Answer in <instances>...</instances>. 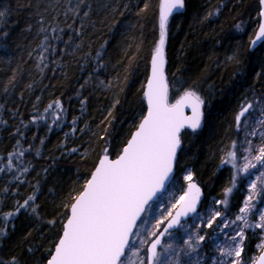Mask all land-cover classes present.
I'll return each mask as SVG.
<instances>
[{"label":"trees","instance_id":"1","mask_svg":"<svg viewBox=\"0 0 264 264\" xmlns=\"http://www.w3.org/2000/svg\"><path fill=\"white\" fill-rule=\"evenodd\" d=\"M184 1L167 25L170 100L194 90L205 105L200 130L182 134L174 181L184 185L189 171L204 187L203 207L212 195L237 207L243 183L225 161L241 147L238 112L264 99V44L249 50L259 0ZM75 2L0 0V217L36 197L2 225L3 264L13 257L18 264H46L73 197L103 154L121 152L146 111L160 0H82L73 9ZM41 24L49 29L46 42ZM42 42L51 45L43 53ZM257 243L249 236L244 246L252 264Z\"/></svg>","mask_w":264,"mask_h":264},{"label":"snow or ice","instance_id":"2","mask_svg":"<svg viewBox=\"0 0 264 264\" xmlns=\"http://www.w3.org/2000/svg\"><path fill=\"white\" fill-rule=\"evenodd\" d=\"M81 2L82 0H76L73 9L79 8ZM260 4L264 6V0H260ZM183 8L184 0H161L159 41L152 56V75L147 83V90L144 92L148 104L147 115L141 120L137 130L132 134L118 158L110 159L105 154L91 174V178L85 183L83 191L73 197L75 202L70 206V216L55 245L54 254L47 264H125V259L129 260V264H136L135 260H131L127 256V251L131 250L132 257H139L140 249L135 247L133 240V237L137 235L135 231L137 221L140 220L145 205L157 191L164 187V182L169 179L172 173L177 150L181 146V129L187 126L192 132H196L201 128L204 116L202 109L205 100L194 90L185 91L175 104H168V85L164 75L167 24L173 11ZM75 14L80 15L79 11H76ZM84 15L87 16L88 13L85 12ZM260 15L264 17V10L260 12ZM236 27L240 29L239 24ZM52 31L55 32V29ZM48 32L49 29L41 24L38 34L44 33V42L49 40ZM3 35L6 36L7 33ZM44 42L38 46L42 53L51 47L50 44ZM258 43H264V23L260 24L259 31L255 39L252 40L253 47ZM44 59L45 57L41 54L39 57L41 64ZM54 103L63 111V106L59 101ZM185 105L191 108L192 115L189 117H185L183 114ZM52 107V104L48 105V108ZM252 108L253 104L248 103L238 112L236 116L238 128L242 118H245ZM261 124L264 125V121H261ZM256 134L255 131L251 133L253 136ZM261 135L264 137V133ZM247 143L249 147L246 150L251 152V141ZM233 147H235V142ZM72 151H76V149ZM19 155L23 156L24 153L20 152ZM228 155L232 160H235V151L229 152ZM244 159L248 160V157L245 156ZM253 159L264 165V146L257 149V154ZM228 162L231 161H225V163ZM256 166L248 161L243 171L248 172L249 167L256 168ZM2 171L4 169H0V172ZM261 175L264 176V173ZM185 179L192 180L191 172L185 176ZM233 187H235L234 182L232 187L225 189L226 196L232 192ZM250 187L252 192L240 209L241 214L235 218L236 221L242 222V225L232 236L234 246L220 249L221 256L231 258L228 264H252L251 261H246L242 257L243 244L246 239L245 229L264 230V211H259L255 204H250L254 196L264 193V184H262V193H257L256 183H252ZM189 190H194V194L160 235L179 224V216L197 212L196 204L199 200L200 189L193 183L189 185ZM187 195L188 193H185L184 196H181L177 203L184 201ZM35 199V195L28 196L23 203L17 202L14 211L0 217V237L7 234L6 227L2 226L4 222L10 221L21 210H27L30 207L29 202ZM219 203L227 205V200L219 201ZM250 209L256 211L258 216L254 222L249 221ZM32 211L34 212L35 209L33 208ZM220 215L221 213L217 211L215 216L206 222V226L211 228L215 217ZM51 223H55V221H51ZM158 223H162V221ZM224 227H228V225L224 224ZM150 235L156 236V232H152ZM204 239V236H199L195 244L189 240V251L185 255L191 258V264H198L199 257L193 254L198 253L199 244ZM144 243L146 242L140 241L141 245ZM160 244L161 239L158 236L151 241L147 249V264H161V254L157 251ZM168 248L170 249L171 245ZM257 248L264 249V243L257 245ZM0 264H3V261H0ZM11 264H18L15 257L12 258ZM139 264H146V262L144 259H140ZM255 264H264V254L259 256Z\"/></svg>","mask_w":264,"mask_h":264},{"label":"rangeland","instance_id":"3","mask_svg":"<svg viewBox=\"0 0 264 264\" xmlns=\"http://www.w3.org/2000/svg\"><path fill=\"white\" fill-rule=\"evenodd\" d=\"M173 102L174 101L171 100V103ZM250 110H252V112L246 114L245 118L241 120L243 122L242 140L241 145H239L241 147L239 151L236 152L235 160L231 159L232 165L237 169L235 173L237 177L239 176L241 183H243V187L241 188L242 198L239 205L236 207L228 202L227 205H224L219 203V201H223V199L213 195L208 197L205 207L193 218L184 222L175 232L167 235L159 251L161 254V264H191V258L185 255V253L189 251L188 242L191 240L192 243L195 244L199 236H204L205 239L199 244L198 253L193 254L198 255V264H228L229 259H231L221 256L220 249H227L230 246H234L232 236L236 234L242 225V222L236 221L235 218L241 214L240 209L244 206L245 201L252 192L250 187L251 184H257V193H262V184H264V176L261 175L264 173V165L253 159L257 154V149L264 146V137L261 135L264 133V125L261 124V121H264V99H261L256 104L255 108L253 107ZM253 131L257 133L254 136L251 135ZM248 141H251V152L246 150L249 147ZM245 156L248 157V160L244 159ZM248 161H251L257 166L256 168L249 167L248 172H244L243 168ZM188 173L189 171L185 172L183 175L184 185H180L177 181H173L168 190L161 195L157 201L150 204L144 213L135 230L137 235L133 237L135 247L140 249L139 257H132L131 250L127 251V256L131 258V260H135L136 264H139L140 259H144L145 262H147V246L156 237L151 236L150 233L156 232L157 235L161 227L171 216L169 213H173L178 204L177 201H179V198L183 196L185 192L184 188L186 182L189 181L185 179V176H187ZM257 177H259V179H257ZM250 204H255L257 210L264 211V193L254 196ZM173 205H175V207H173ZM217 211H219L221 215L215 217L212 227L208 228L206 222L211 220ZM250 212L249 221L254 222L258 219V216L256 211L250 209ZM159 221H162V223H158ZM224 224H227L228 227H224ZM245 235L246 239L244 240L243 247L249 236L257 239V245L264 243V230L245 229ZM141 240L146 243L141 245ZM169 245H171L170 249L168 248ZM261 250L262 249H259L258 253L253 255V264H255ZM125 264H129L128 259H125Z\"/></svg>","mask_w":264,"mask_h":264},{"label":"water","instance_id":"4","mask_svg":"<svg viewBox=\"0 0 264 264\" xmlns=\"http://www.w3.org/2000/svg\"><path fill=\"white\" fill-rule=\"evenodd\" d=\"M160 6H161V0H160V4H159V16H160ZM259 6H260V11H259V25H258V27H257V29H256V31H255V34H254L253 38L251 39V41H250V43H249V50H250L251 52L255 51V50L258 49L262 44H264V43H258L257 46H255V47H253V45H252V40L255 39V37H256V35H257L258 31H259V26H260V24H261V23H264V17H261V15H260V12H261L262 10H264V6H262V5L260 4V0H259ZM185 7H186V6H185V1H184V8H183V9H180V10H175V11H173L172 15L169 17V20H170V18H171L172 16H174L175 14L182 12V11L185 9ZM169 20H168V22H169ZM167 25H168V24H167ZM157 44H158V43H157ZM165 44H166V43H165ZM164 52H165V59H166V63H165V65H164V75H165V79H166V81H167V85H168V104H169V105H173V104H175L176 101L179 100L184 94H182V96H181L179 99H177L174 103H172V104L170 103V101H169L170 85H169L168 75H167V65H168V60H167V55H166V46H164ZM153 55H154V52H153L152 56H153ZM152 56H151V60H150L149 74H148V78H147L146 83H145L144 92L147 90V83H148V81H149V79L151 78V75H152V72H151V67H152V66H151ZM144 100H145V106H146V111H145L144 116H146V115H147V110H148V104H147V100H146L145 96H144ZM202 110H203V113H204V107H203ZM183 114H184L185 117H189V116H191V115H192L191 108L188 107L187 105H185L184 108H183ZM144 116H143V118H144ZM143 118H142V119H143ZM203 118H204V116H203ZM142 119H141V120H142ZM140 122H141V121H140ZM140 122H139V123H140ZM202 122H203V120H202ZM138 125H139V124H138ZM138 125H137V127H138ZM137 127H136L135 130L132 132V134L137 130ZM198 130H199V129H198ZM198 130H196V131H198ZM185 131H190V132H192V130H191L190 128H188L187 126H185V127H184L183 129H181V131H180V140H181V136H182V134H183ZM132 134H131L130 138L128 139V141L131 139ZM128 141H127V142H128ZM127 142H126V144L124 145V147L127 145ZM124 147H123V148H124ZM123 148H122V149H123ZM181 148H182V143H181L180 148L177 150L176 161H175V163H174L173 170H172V173H171L169 179L166 180V181L164 182V187H163L161 190L157 191L156 194H155V196H154L151 200H149L148 203L145 205V207H144V211H143L142 214H141V218L143 217V215H144V213H145L147 207H148L152 202H155V201H156L161 195H163V194L168 190L170 184H171L172 181L174 180L175 175H176L177 161H178V158H179V153H180V151H181ZM121 153H122V150H121V152L118 154V156H119ZM104 155H105V154H103V155L99 158V160H98V162H97V164H96L94 170L92 171V173L95 171L96 167H97L98 164H99V161L103 158ZM107 155L109 156L110 159H116V158H118V156H116V157L113 158L110 154H107ZM92 173H91V174H92ZM90 178H91V175H90L89 179H90ZM89 179H88V180H89ZM193 183L196 184V186L200 189L199 200H198V202H197V204H196L197 212H196V213H189L187 216H184V215L179 216V221H180L179 224L174 225L172 228L168 229L167 232H164L163 235H160L161 232H163V229L167 227L168 223L171 222L173 219L176 218L177 213L182 211V209L184 208V206H185V204L187 203V201H188V200L192 197V195L194 194V190H192V191L189 190V185H190V184H193ZM83 189H84V188H83ZM82 191H83V190H82ZM82 191H81V192H82ZM81 192H80V193H81ZM80 193H79V194H80ZM185 193H188V195L185 196V200L179 202V204H178V206L176 207V209L174 210L172 216L166 221V223L164 224V226L162 227V229L159 231V233H158V234L156 235V237L153 239V240H155V239L157 238V236L161 239V244H160V245L158 246V248H157L158 253H159L160 247L163 245V243H164V241H165L166 236H167L169 233L175 232V231H176V230H177V229H178V228H179L184 222H186V221H188L189 219L193 218V217H194V216L200 211V209H201L202 206H203V203H204V201H205V190H204V188H203V187H202V186H201L196 180L188 181V183H187V185H186V187H185L184 195H185ZM79 194H78V195H79ZM184 195H183V196H184ZM74 202H75V201H73L72 203H74ZM69 216H70V208H69V214H68V217H69ZM68 217H67V219H68ZM141 218H140V220H141ZM67 219H66L65 222L63 223V228H64V225L67 223ZM140 220L137 221V226H138ZM62 233H63V230H62ZM62 233H61V235H62ZM61 235H60V237H61ZM153 240H152V241H153ZM57 242H58V241H57ZM150 243H151V242H150ZM150 243H149L148 247L150 246ZM56 244H57V243H56ZM148 247H147V249H148ZM54 250H55V247H54ZM54 250H53L51 256L54 254ZM262 254H264V249L261 250L260 254L258 255V257H257V259H256V261L258 260L259 256L262 255ZM51 256H50V258H51ZM50 258H49V259H50ZM49 259H48V260H49ZM48 260H47V261H48ZM256 261H255V262H256ZM46 264H47V262H46ZM146 264H147V263H146Z\"/></svg>","mask_w":264,"mask_h":264}]
</instances>
